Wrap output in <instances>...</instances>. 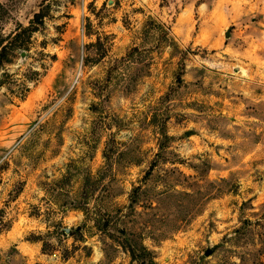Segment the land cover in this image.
<instances>
[{
    "label": "rangeland",
    "instance_id": "obj_1",
    "mask_svg": "<svg viewBox=\"0 0 264 264\" xmlns=\"http://www.w3.org/2000/svg\"><path fill=\"white\" fill-rule=\"evenodd\" d=\"M0 264H264V0L0 3Z\"/></svg>",
    "mask_w": 264,
    "mask_h": 264
},
{
    "label": "crops",
    "instance_id": "obj_2",
    "mask_svg": "<svg viewBox=\"0 0 264 264\" xmlns=\"http://www.w3.org/2000/svg\"><path fill=\"white\" fill-rule=\"evenodd\" d=\"M8 0H0V3H5L7 2Z\"/></svg>",
    "mask_w": 264,
    "mask_h": 264
},
{
    "label": "trees",
    "instance_id": "obj_3",
    "mask_svg": "<svg viewBox=\"0 0 264 264\" xmlns=\"http://www.w3.org/2000/svg\"><path fill=\"white\" fill-rule=\"evenodd\" d=\"M30 31H32V29L29 28Z\"/></svg>",
    "mask_w": 264,
    "mask_h": 264
},
{
    "label": "water",
    "instance_id": "obj_4",
    "mask_svg": "<svg viewBox=\"0 0 264 264\" xmlns=\"http://www.w3.org/2000/svg\"><path fill=\"white\" fill-rule=\"evenodd\" d=\"M226 35H228V32L226 33Z\"/></svg>",
    "mask_w": 264,
    "mask_h": 264
}]
</instances>
